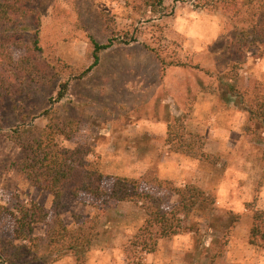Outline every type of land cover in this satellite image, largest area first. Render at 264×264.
<instances>
[{
	"label": "rangeland",
	"instance_id": "1",
	"mask_svg": "<svg viewBox=\"0 0 264 264\" xmlns=\"http://www.w3.org/2000/svg\"><path fill=\"white\" fill-rule=\"evenodd\" d=\"M165 4V14L154 17L142 0H37L42 52L32 58L44 78L30 82L29 25L37 24L28 15L27 33L17 35L22 42L11 45L16 69L10 91H0L3 259L26 247L20 260L11 257L16 264H264V249L250 245L252 210H264V134L248 130V115L231 89L264 83V51L242 47L221 13L197 10L185 0ZM126 33L138 43L103 53L99 67L71 81L66 98L56 102L71 72L92 64L91 38L104 44ZM177 118L181 123H172ZM32 124L57 126L60 147L89 152L86 161L106 177L107 197L67 192L54 204L49 192L32 187L20 169L27 153L14 138ZM171 125L176 135L169 146ZM180 137L196 141L209 159L177 153ZM116 177L138 179L167 211L179 207L174 191L186 186L200 188L213 204H198L181 216V234L162 239L155 253L141 254L139 261L132 242L146 214L141 204L108 203ZM19 206L47 215L35 225L41 239L55 217L71 229L96 223L99 235L86 261L68 255L53 262L55 255L44 250L29 258V243L15 236Z\"/></svg>",
	"mask_w": 264,
	"mask_h": 264
},
{
	"label": "trees",
	"instance_id": "2",
	"mask_svg": "<svg viewBox=\"0 0 264 264\" xmlns=\"http://www.w3.org/2000/svg\"><path fill=\"white\" fill-rule=\"evenodd\" d=\"M36 2L37 0H0V91H10L14 80L13 71L16 69L11 45L22 42L17 35L27 33L28 27L25 22L28 15L29 19L32 17L37 24L35 29L29 25L30 82L39 84L44 78L39 70L43 68L37 66L32 58L33 54L42 52L39 39L41 19L34 9ZM185 2L191 3L197 10H211L226 16L235 27L236 38L242 47H246L247 50L255 49L260 53L264 51V0H185ZM142 3L147 12L154 17L165 14V0H142ZM91 42L92 64L79 74L71 72L70 79L60 84L56 102L66 98L71 81H82L99 67L103 53L117 44L129 46L138 43V40L130 33H126L119 38L109 37L104 44L93 38ZM231 89L239 98V106L248 115V130L257 134L263 131L264 134V83L255 85L252 90L244 89L242 92L235 87ZM49 114V110L44 113L45 116ZM172 123L181 122L177 118ZM58 134L59 127L52 124L46 128L32 124L27 132L20 129L15 131V142L27 153L20 169L26 174L31 186L49 192L54 197V204H60L67 192L75 197H80L83 193L97 199L107 197L104 190L106 177L96 163L86 161L89 152L80 148L71 150L60 147L57 142ZM175 135L174 127L171 125L168 132L169 146L175 145ZM259 140L264 142V138ZM176 152L201 161L209 159V155L198 148L196 141L191 142L186 138L180 139ZM142 184L138 179L116 177L108 197L111 206L129 202L141 204L145 211L144 226L132 242L135 249L131 254L139 261L141 254L155 253L162 239L181 234V216L188 217L198 204H213L212 198L200 188L186 186L176 188L174 191L181 198L179 207L167 211L160 198L143 191ZM5 211L6 209L0 206V217ZM15 211L16 213H13L17 223L15 236L21 243H29V258L44 250L52 256L55 255L53 262L68 255L74 256L78 262H85L99 235L96 223L71 229L60 217H55L46 237L41 239L34 235L35 225L43 222L47 215L36 207L19 206ZM252 212L250 245L264 249V210L254 208ZM22 250H26V247L17 249L18 252L14 255L3 259L2 254L6 249L0 248V264H16L15 260H20L24 256ZM12 256L15 260L11 259ZM45 257L46 255H43L40 261H45Z\"/></svg>",
	"mask_w": 264,
	"mask_h": 264
}]
</instances>
